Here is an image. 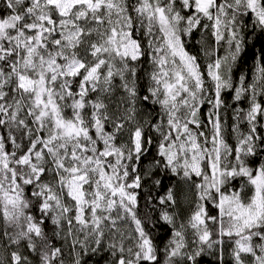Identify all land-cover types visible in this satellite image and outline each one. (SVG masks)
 <instances>
[{
    "label": "snow or ice",
    "instance_id": "obj_1",
    "mask_svg": "<svg viewBox=\"0 0 264 264\" xmlns=\"http://www.w3.org/2000/svg\"><path fill=\"white\" fill-rule=\"evenodd\" d=\"M260 37L264 0H0V264H264Z\"/></svg>",
    "mask_w": 264,
    "mask_h": 264
},
{
    "label": "trees",
    "instance_id": "obj_2",
    "mask_svg": "<svg viewBox=\"0 0 264 264\" xmlns=\"http://www.w3.org/2000/svg\"><path fill=\"white\" fill-rule=\"evenodd\" d=\"M198 45H195L193 43L192 48L193 50L198 49ZM264 52V37H260L259 39H253L252 42L248 45L243 58L238 62V66L235 69V75L239 76L241 72L248 73L249 76L251 75V70L253 67V63L256 59V56ZM165 186H167L168 181H164ZM165 189L161 188L160 193L161 194ZM194 199V195H193ZM141 212H143V205L141 207ZM202 264H212L211 257H205L204 260L202 261Z\"/></svg>",
    "mask_w": 264,
    "mask_h": 264
}]
</instances>
